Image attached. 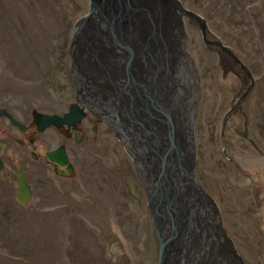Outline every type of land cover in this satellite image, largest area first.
Returning a JSON list of instances; mask_svg holds the SVG:
<instances>
[{
    "label": "rangeland",
    "instance_id": "rangeland-1",
    "mask_svg": "<svg viewBox=\"0 0 264 264\" xmlns=\"http://www.w3.org/2000/svg\"><path fill=\"white\" fill-rule=\"evenodd\" d=\"M181 1L205 18L253 76L240 111L227 114L220 128L239 80L221 70L226 62H217L197 28L185 23L195 72L185 130L190 126L194 175L207 207L194 261L264 264V0ZM84 6L85 0H0V104L9 101L19 119L32 120L33 110L64 111L72 99L66 43ZM85 124L78 141L58 135L72 164L66 175L43 169L28 147L0 131L3 161L24 169L30 183L29 198L20 201L14 181L4 176L10 170L2 169L0 264H156L157 236L142 182L108 126L99 119ZM0 127L8 126L0 120ZM43 135L52 138L47 129ZM182 161L191 164L186 149Z\"/></svg>",
    "mask_w": 264,
    "mask_h": 264
},
{
    "label": "water",
    "instance_id": "water-1",
    "mask_svg": "<svg viewBox=\"0 0 264 264\" xmlns=\"http://www.w3.org/2000/svg\"><path fill=\"white\" fill-rule=\"evenodd\" d=\"M186 22L197 28L201 42L215 54L216 61H225V66L239 79V87L219 121L221 128L225 116L239 105L247 93L253 77L234 49L213 32L199 12L185 6L181 0H85L84 9L71 22L66 43L69 84L75 95L78 96L77 89L81 87L82 93L89 96L91 89L101 79L113 82L110 77L112 68L114 74L121 73L124 77V88L129 100L130 93L135 92L139 102L136 106L147 110L149 118L155 122L156 141L153 147L147 144L145 128L140 130L142 138L133 130L139 144L137 147L133 146L127 134V123L116 126L123 137L120 134L115 136L145 189L146 210L157 236L156 264H190L192 256L196 260L201 227L207 212L206 193L193 170L190 126L187 130L184 128L186 137L181 142L173 139L171 120L166 108L158 102L154 84L156 72L160 68L162 74L168 76L166 67L172 60L171 56L173 60L182 55L188 57L187 65L193 76L191 79L195 80L191 58L186 50ZM101 49L112 54V61L102 60ZM78 53L85 54L84 60L78 59ZM150 69L152 74L149 78ZM3 112L8 115L0 108V113ZM31 114L39 129L48 124H68L81 116L75 101L69 102L61 114L35 110ZM10 120L18 124L13 117ZM160 125L162 135L158 132ZM130 127H133L131 123ZM161 142H164L163 147ZM183 145L191 157L190 165L181 161L182 149L179 148ZM47 156L70 170L62 146L48 151ZM15 176V197L25 201L29 198V186L21 170H16ZM190 229L193 232V246L183 253L187 242L185 235ZM169 246L172 249L165 252ZM170 252L171 255L168 254Z\"/></svg>",
    "mask_w": 264,
    "mask_h": 264
},
{
    "label": "flooded vegetation",
    "instance_id": "flooded-vegetation-1",
    "mask_svg": "<svg viewBox=\"0 0 264 264\" xmlns=\"http://www.w3.org/2000/svg\"><path fill=\"white\" fill-rule=\"evenodd\" d=\"M226 69L229 70L224 65V68L221 70H226ZM120 74L121 73L116 75L112 71H110V77L111 79L113 78L112 79L113 82H110L106 79H101L100 82L93 89H91V94H89V96H86V95L77 96L72 90L73 91L72 99L67 101V104L69 102L75 101V103L79 107L81 116L77 120H74L73 122L68 123V124L66 123L48 124V125H45L43 128L39 129L32 120L24 121L23 119H19L18 116L20 115L17 114L15 106H13L12 104H9V101L6 100L3 104H0V108H3L4 111L8 113V115L5 114L4 112L0 113V120L8 126L6 127V129L3 127H0L1 133L4 134L3 138L13 140L14 145L17 144L18 146L21 145L22 147H28L29 148L28 154L31 160L33 158L38 159L43 169L47 171H51L52 173H55V174H60V175H66L69 172L65 167L66 165H61L57 163L56 161H53L52 159L48 158L47 152L57 148L58 146H62L65 152V155L67 157V161L70 163L68 156H67L66 149H65V142H58L57 140L58 135L65 137L66 139L78 141L83 137V133L85 131V128L87 127L85 122L88 123L89 125V122L99 119L103 121L106 124V126H108L109 131H111L114 136L117 134H120L117 131L116 126L118 124L127 123V127H126L128 130L127 134L131 138L132 140L131 142L133 143V146H136V147L139 145L138 141H136L135 139L136 135H138L139 138H142L140 130L141 128H145L147 144L153 147L156 141V139L154 138V132H155L154 130L155 127L153 124L154 121L152 122V120L149 118V113L147 110H145L143 107H140L139 105L136 106V103L139 104V102H138V98L136 97L135 92L130 93L131 99L129 100L128 93L126 89L124 88V77ZM238 87H239V84H238ZM233 94L231 93L229 95V102L226 105L225 109L230 105V100ZM246 94L244 95V97L246 96ZM244 97L239 101V105L234 107L228 113V115L234 112L240 111L241 103ZM147 100H149L148 97H147ZM67 104L64 110L67 109ZM225 109L222 111L221 116L225 112ZM62 112L63 110L60 112H56V113L61 114ZM11 117L17 119L19 121V124L13 123L10 120ZM84 119H86V121L82 122L81 120H84ZM130 123L133 125V127H130ZM244 126H245V119H243V128ZM93 127H94V124H93ZM46 129L47 131L51 132V137H52L51 139H49L47 135H43L42 138L39 137V133L43 132ZM133 130L136 131L135 136L133 135ZM120 135L123 137L122 134ZM115 138L119 142L116 136ZM46 142H50V143L45 144ZM2 145L3 143L0 145V147ZM22 147H21V150H23ZM1 156H2V151L0 150V175H4L2 173V169L6 168L10 170V172L8 174H5L4 176H7L6 180L12 181V182L14 181L15 183L14 196H15V189L17 187V180L15 176L16 170H21L22 175L25 179V182L28 184L29 191H30V183L25 178L24 169L18 168V167L11 168V166L8 165L7 162L3 161ZM70 166H71L70 168L71 170L72 169L71 163H70Z\"/></svg>",
    "mask_w": 264,
    "mask_h": 264
},
{
    "label": "bare ground",
    "instance_id": "bare-ground-1",
    "mask_svg": "<svg viewBox=\"0 0 264 264\" xmlns=\"http://www.w3.org/2000/svg\"><path fill=\"white\" fill-rule=\"evenodd\" d=\"M125 36H126V39H128V36L124 35V37ZM101 50L103 52V55H101L102 60L112 61V59H111L112 58V54L111 53H106V51H104L103 49H101ZM78 52H80V51H78ZM77 57H78L79 60H82V59L84 60L85 54L84 53H78ZM171 58L173 60L172 56H171ZM187 59H188V57L182 55V56H179V58H176L173 61L172 60L169 61V64L166 67V69L168 70V76L163 75L162 71H161V68H160L156 72L157 75H156V77L154 79L155 92H157L159 94V98H160V100L162 102V106L164 108H166V110L168 112V115H169V118L171 120L172 130H173V139L176 140V141H179V142H181L182 138L184 136H186L185 133H184L183 136L181 134H183V132H184L183 130L186 127L185 116L189 115V112H190V109H191V101H192L191 99L193 98V96H192L193 95V86H194V83H195L194 79H191L192 75L190 74V69L188 68V65H187ZM108 64L112 65V63H108ZM111 70H112V68H111ZM149 74H150L149 75V78H150V76L152 74L151 69L149 70ZM120 75H122V74H120ZM80 88L81 87H79L77 89L78 96H85V94L82 93ZM166 104H167V106H166ZM158 116L162 118L160 113H158ZM129 130H130V128H129ZM158 130H159L158 131L159 135H162L161 125L158 128ZM163 145H164V142H161V146L162 147H163ZM179 149H182L181 150L182 154L180 155V158H181V161H182L183 152H185L186 148L185 147H183V148L180 147ZM184 162H186L185 158H184ZM182 163H183V161H182ZM201 234H202V231H201ZM203 236H204V234H203ZM213 237H215V236H213ZM185 240L187 242L185 243L186 245L184 246L183 253H186L189 250V248L193 246L194 238H193V232H192L191 229L185 235ZM199 246H200V244H199ZM169 249H172V247L169 246L166 249L165 252H167ZM168 254L171 255L172 252H170ZM202 254H204V253L202 252ZM205 255L209 256L208 252ZM193 257L194 256H192V258ZM192 258H191L190 264H197L196 261H194L195 257L193 258V260H192ZM222 260H223V263L229 264V262L225 261L224 258H222Z\"/></svg>",
    "mask_w": 264,
    "mask_h": 264
}]
</instances>
